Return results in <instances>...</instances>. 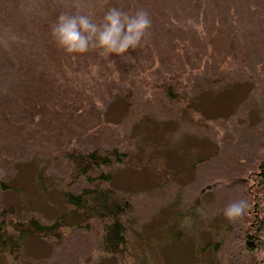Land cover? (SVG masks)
<instances>
[{
    "label": "rangeland",
    "instance_id": "obj_1",
    "mask_svg": "<svg viewBox=\"0 0 264 264\" xmlns=\"http://www.w3.org/2000/svg\"><path fill=\"white\" fill-rule=\"evenodd\" d=\"M112 7L148 12L142 49L53 61L62 49L45 30L61 13L90 11L99 23ZM173 68L184 69L179 83L198 93L191 103L205 106V120L177 114L165 89ZM229 80L233 87L218 86ZM154 128L176 146H148L134 178L109 183L129 188L124 252L103 251L95 222L64 237H26L0 264H244L243 217L230 222L224 210L247 201L243 178L264 157V0H0V208L27 202L55 215L75 156L95 147L139 152L138 137L154 140ZM87 184L80 175L67 189Z\"/></svg>",
    "mask_w": 264,
    "mask_h": 264
},
{
    "label": "trees",
    "instance_id": "obj_2",
    "mask_svg": "<svg viewBox=\"0 0 264 264\" xmlns=\"http://www.w3.org/2000/svg\"><path fill=\"white\" fill-rule=\"evenodd\" d=\"M95 12H97V9ZM45 31L47 33L51 32L49 29ZM231 36L232 38L235 37L234 32ZM59 52L60 57L56 56L53 61H57L61 66V58L64 55L68 57L69 61H72V65H77L80 62L76 60L77 58L73 59L67 55L63 50ZM184 60L186 69H189V59L184 58ZM27 63V61L24 62V64ZM174 63L176 67L182 66V63L180 66L176 62ZM175 68L170 69L173 75L176 74L175 79L173 81L169 80L166 83L167 87H164L167 91L166 96L173 102L178 115L189 114V118L193 122H196L197 118L200 121L205 120L207 118L203 111L205 106L200 107L191 103L192 97L198 93L191 95L183 92L179 80L184 69L181 68L178 71ZM220 68L222 67H219L218 72L221 71ZM235 83V80H229L218 83V86L220 85L222 89H229ZM211 89L212 87H210ZM200 90L198 91L201 92ZM210 90L204 89L202 91L206 103L208 102V99H206L208 95L211 99L213 98ZM148 117L144 116V119L148 121ZM151 122L156 125L163 124V122L156 119H152ZM21 127L24 128L25 126L21 125ZM163 130L162 128L151 130L149 137L154 140H148L146 136H139L138 138L143 147L139 152L129 153L119 150L118 147L107 149L95 147L75 156L71 161L69 174L62 180L66 205L51 217L30 210L31 205L27 202L11 201L4 203L0 208V253L9 252L18 255L21 253L22 244L26 237H64L74 228L87 225L93 226L95 222L99 224H96V230L103 251L109 253L124 252L128 234L131 233L128 230V220L131 215V204L127 198L129 188L116 191L109 183L118 174L120 178H124L123 180L127 176L134 178L135 167L138 164L141 167L144 166L141 159L146 154L148 146L150 148L157 145L176 146L170 140L160 139ZM252 171L250 175L247 174L243 178L247 186L245 191L249 207L243 215L241 250L247 256L244 264H264V257H259V255H264V157L256 161ZM33 173L42 177L39 170ZM80 175L85 176L89 184L72 194L71 190L67 188H70V183ZM4 185L6 187L10 186L7 182ZM197 200H199L198 197H196ZM211 243L215 248L217 241Z\"/></svg>",
    "mask_w": 264,
    "mask_h": 264
},
{
    "label": "clouds",
    "instance_id": "obj_3",
    "mask_svg": "<svg viewBox=\"0 0 264 264\" xmlns=\"http://www.w3.org/2000/svg\"><path fill=\"white\" fill-rule=\"evenodd\" d=\"M93 15L90 11L61 13L51 30L56 46L73 59L95 51L105 60L113 54L125 56L129 49L144 47L152 26L147 11L141 9L129 13L112 7L99 23L92 19ZM248 207L245 200L233 202L225 208L224 216L228 221L235 222L243 217Z\"/></svg>",
    "mask_w": 264,
    "mask_h": 264
}]
</instances>
